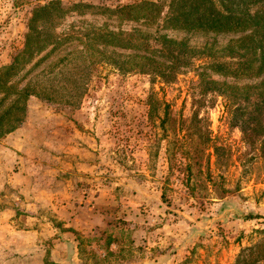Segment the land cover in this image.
Instances as JSON below:
<instances>
[{
    "label": "rangeland",
    "instance_id": "rangeland-1",
    "mask_svg": "<svg viewBox=\"0 0 264 264\" xmlns=\"http://www.w3.org/2000/svg\"><path fill=\"white\" fill-rule=\"evenodd\" d=\"M44 1L0 0V67L24 56L0 113L32 92L17 128L0 137V264H264V132L236 111L253 102H228L206 84L259 85L249 70H216L240 35L114 12L143 0H61L94 8L66 13L49 26L53 42L34 39L22 53ZM103 28L158 33L222 58L170 71L155 53L151 62L92 48L83 34Z\"/></svg>",
    "mask_w": 264,
    "mask_h": 264
},
{
    "label": "trees",
    "instance_id": "trees-1",
    "mask_svg": "<svg viewBox=\"0 0 264 264\" xmlns=\"http://www.w3.org/2000/svg\"><path fill=\"white\" fill-rule=\"evenodd\" d=\"M78 8L92 9L94 6L83 2L64 5L61 0H45L42 4H37L28 19V32L22 53L30 54L34 39H38L39 44L53 42V38L48 33L49 26L63 18L66 13L76 11ZM114 12L134 21L144 19L149 26L154 25L158 20L164 29L201 31L215 35H240L238 39L231 41L222 49L221 52H227L230 55L229 60L219 62L216 70L228 72L234 70L241 73L249 70L250 76L261 78L259 85L239 89L213 80L206 81V84L210 85L208 90L217 91L218 95L228 102H253L241 105L236 108V111L244 116L247 114L254 116L252 127L256 130V126L259 125V132H264V0H143L118 6ZM83 35L91 41L92 48L99 41L103 43V46L112 48V53L115 54H117L115 50L149 54L151 62L155 59L152 54H158V58L163 57L166 62H171L172 65L167 67L170 71L174 68L186 67L193 60L205 59L208 60L209 65H214L222 58V56H215L211 47L193 50L182 41L177 42L158 33L154 35L114 34L103 28V30H87ZM158 45L161 46L157 48ZM23 58L24 56L19 54L12 63L0 67V94L5 95L2 101L12 94L8 82L16 74L17 67ZM155 69L149 66V73H156ZM164 73V71L160 73L162 77ZM250 90L252 92H249ZM31 93V89L29 91L28 88L20 90L16 93L17 98L3 108L0 113V137L17 128L25 112L21 102L32 95ZM261 118L262 122H260ZM203 140L206 143L208 138ZM194 163L198 165L200 161L195 160ZM186 169H191L190 162L187 163ZM110 244L111 240L108 238L103 247L107 252L105 257L110 253Z\"/></svg>",
    "mask_w": 264,
    "mask_h": 264
}]
</instances>
